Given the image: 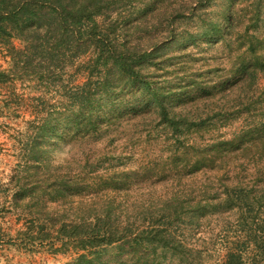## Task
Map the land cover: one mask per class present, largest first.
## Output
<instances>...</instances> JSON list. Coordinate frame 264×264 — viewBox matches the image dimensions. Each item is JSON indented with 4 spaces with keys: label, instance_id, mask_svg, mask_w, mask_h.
Segmentation results:
<instances>
[{
    "label": "rangeland",
    "instance_id": "374dc122",
    "mask_svg": "<svg viewBox=\"0 0 264 264\" xmlns=\"http://www.w3.org/2000/svg\"><path fill=\"white\" fill-rule=\"evenodd\" d=\"M261 1L216 0L199 17L182 19L176 14L189 4L160 0L154 13L135 21L131 39L148 47L160 42L157 62L163 63L154 67V80L176 95L184 87L188 92L197 87L196 81L215 82L216 76L228 74L238 60L239 45L249 56L250 34L264 38ZM132 2L124 8L128 18L136 13ZM259 9L256 28L250 16ZM225 18L232 23L225 40L205 34L212 24L223 25ZM10 42L0 39L3 69L12 66L13 48L24 49L21 40ZM80 65L76 62L69 70L76 83L85 80ZM236 82L224 92H211L209 99L188 100L177 110L192 119L214 117L213 124L190 135L191 140L208 144L231 139L264 121V71L254 77L247 73ZM13 83L19 97L8 99L5 106L0 102V264H76L80 254L88 253L86 246L93 251L104 247L88 264H264L262 144L238 149L223 171L156 178L153 170L162 169L171 148L180 144L167 138L176 133L161 125L159 114L122 118L100 140L71 145L61 141L52 147V138L40 141L37 136L41 145L36 147L35 121L50 116L58 99L37 78L24 74ZM153 160L159 166L148 172L151 179L115 182L127 178L126 169L145 173L144 166ZM242 184L257 191L234 194ZM217 191L222 197L212 199ZM229 191L233 196L226 195ZM73 230L76 236L69 235ZM152 230L160 231L158 239L167 233L170 237L152 246Z\"/></svg>",
    "mask_w": 264,
    "mask_h": 264
},
{
    "label": "trees",
    "instance_id": "16d2710c",
    "mask_svg": "<svg viewBox=\"0 0 264 264\" xmlns=\"http://www.w3.org/2000/svg\"><path fill=\"white\" fill-rule=\"evenodd\" d=\"M131 1V7L136 13L132 12L128 18L127 15L124 16V8L128 6L129 0H0V39L10 44V40L16 38L25 44L24 49H12V66L9 69L0 67L2 106H5L8 99L19 97L13 82L24 74L46 83V87L58 99L53 104L50 116L35 121L37 134L33 146L40 147L41 144L38 143L41 142H37L39 136L40 141H45L47 137L52 138V147H56L61 141L71 145L70 143L77 140H100L107 129L122 118H138L154 111L159 114L161 125L176 133L172 137L167 135V138L180 142L179 146L171 148L169 158L162 159L165 161L162 169L157 168L158 172L153 170L156 178H169L175 174L193 175L209 169L223 171L224 164L234 158L233 153L238 149L243 150L247 146L251 148L259 143L263 145V150L258 153L263 156L264 121L243 130L242 133H235L231 139L218 138L208 144H199L191 140L190 135L211 126L214 117L192 119L177 110L196 98H211V92L221 93L230 89L239 81L236 82L238 77L241 78L247 73L254 77L257 71L263 72L264 46L259 49V44H264V38L255 33L250 34L249 56L241 50L242 45H239L238 60L228 74L216 76L218 80L215 82L193 80L196 81V88L185 92L184 87L176 95L154 80V67L157 68L163 63L157 62L161 43L155 42L148 47L145 42L136 43L130 35L135 21L154 13L160 0ZM179 1L181 4H189V7L188 10L176 14L178 18L188 19L194 16V19L201 15L199 12L202 9L206 10L216 0ZM261 3L264 1L258 7ZM177 11L172 10V13ZM131 19L134 21L131 22ZM250 19L253 27H259L260 9L253 12ZM230 24L231 20L225 18L223 25L212 24L205 34L223 41ZM173 37L176 35L171 36V39ZM76 62L83 67L82 73L85 77L80 83H76V80L74 82L73 73L69 72ZM7 109L12 108L8 106ZM218 116L216 114L215 117ZM56 137L59 141L55 140ZM156 165L159 166L153 160L152 165L144 166L147 170L145 173L139 169L123 170V175L127 178H118L115 182L120 185V181L123 183L121 185H125L131 178L140 176L149 180L152 176L148 172ZM261 173L264 176V172ZM223 176L227 178L229 171ZM263 176L257 178L262 179ZM256 191H249L243 184L233 190L234 194ZM229 193L232 192L229 191L226 195L233 196ZM219 194V191L214 192L212 199L221 198ZM75 233L77 232L73 230L69 235L76 236ZM153 233V238L148 237V243L155 247L170 237L167 233L158 239L156 236L160 235V231L152 230L150 234ZM128 236L129 234L117 236L115 239L119 241ZM112 243L114 241L108 244ZM102 249L104 251V247L93 251V248L86 246L83 250L88 253L80 254L76 264L91 263Z\"/></svg>",
    "mask_w": 264,
    "mask_h": 264
}]
</instances>
